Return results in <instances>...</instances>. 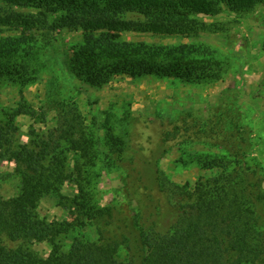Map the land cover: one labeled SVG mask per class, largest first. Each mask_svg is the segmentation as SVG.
Segmentation results:
<instances>
[{
  "label": "trees",
  "instance_id": "1",
  "mask_svg": "<svg viewBox=\"0 0 264 264\" xmlns=\"http://www.w3.org/2000/svg\"><path fill=\"white\" fill-rule=\"evenodd\" d=\"M259 5L264 0H0V28L14 34L0 38V84L33 85L34 52L44 34L60 30L80 34L68 64L72 75L92 88L118 77L218 81L220 69L190 57L189 45H149L122 36L197 38L218 31L203 18L223 8L245 16ZM127 14L138 19L122 17ZM54 109V126L32 131L29 143L19 141L15 120L34 118L36 111L26 103L0 109V187L11 178L19 182L14 197L0 193V264H264L262 168L248 158L250 129L230 109L207 119L191 114L158 119L161 144L201 141L222 153L198 161L201 170L219 173L194 187L176 184L159 170L157 159L166 153L160 144L145 150L135 140L137 132H115L107 119L101 152L75 103L63 101ZM103 159L124 173L119 190L124 201L106 206L94 203L93 179ZM12 162L6 172L3 165ZM65 184L76 189L61 203L71 220L41 218L39 202ZM138 193L135 201L131 196ZM89 225L96 228L95 240L84 232ZM43 243L51 246L46 257L32 249Z\"/></svg>",
  "mask_w": 264,
  "mask_h": 264
},
{
  "label": "rangeland",
  "instance_id": "2",
  "mask_svg": "<svg viewBox=\"0 0 264 264\" xmlns=\"http://www.w3.org/2000/svg\"><path fill=\"white\" fill-rule=\"evenodd\" d=\"M14 10L34 13L18 8ZM122 17L138 19L132 14ZM203 21L214 25L218 31L191 39H161L136 34H125L122 39L164 47L189 45L190 57L209 60L220 69L218 81L118 77L101 88H92L76 79L68 64L72 49L81 43L80 34L66 30L51 31L44 34V38L36 34L40 41L42 38L39 52H34L37 55L38 80L25 87L1 83L0 109H12L26 103L36 111L34 118L19 116L15 120L19 141L29 143L35 136L32 131L39 134L54 126L55 104L63 101L75 103L101 152L106 151L104 142L109 119L115 132L124 129L137 132L140 136L135 140L145 150L152 151L158 144L165 148L166 153L157 159L159 170L172 182L188 187H194L199 181L214 180L219 171L201 170L198 161L222 153L218 147L201 141L186 145L178 141L161 144L158 119L168 122V118L185 114H191L194 119H207L213 113L230 109L236 121L250 129L248 158L261 166L264 189V5L257 6L245 16H236L223 8L217 16L203 18ZM7 35L14 34L0 28V38ZM43 111H46L45 118H41ZM73 160L70 154V166ZM14 166V162L3 165L6 172L12 171ZM99 168L93 179L96 189L94 203L106 206L124 201L125 195L119 192L124 173L112 168L105 159L100 161ZM18 187L17 179L11 178L1 185L0 193L4 199H9L17 194ZM75 195V187L65 184L58 194L44 197L39 202L38 215L50 221L71 220L69 209L61 203ZM131 197L138 201L140 193ZM259 213L264 231V204L259 207ZM84 232L92 240L98 238L93 225L87 226ZM71 238L64 242L65 246L69 245ZM32 249L46 257L51 246L34 244Z\"/></svg>",
  "mask_w": 264,
  "mask_h": 264
}]
</instances>
